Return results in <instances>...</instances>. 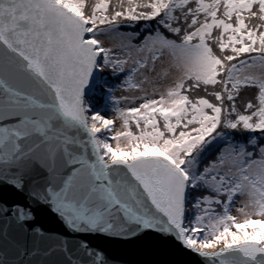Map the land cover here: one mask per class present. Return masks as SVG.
<instances>
[{
  "label": "snow or ice",
  "instance_id": "obj_1",
  "mask_svg": "<svg viewBox=\"0 0 264 264\" xmlns=\"http://www.w3.org/2000/svg\"><path fill=\"white\" fill-rule=\"evenodd\" d=\"M3 190L37 264H114L87 234L264 264V0H0Z\"/></svg>",
  "mask_w": 264,
  "mask_h": 264
},
{
  "label": "water",
  "instance_id": "obj_2",
  "mask_svg": "<svg viewBox=\"0 0 264 264\" xmlns=\"http://www.w3.org/2000/svg\"><path fill=\"white\" fill-rule=\"evenodd\" d=\"M0 203L11 205L13 203L27 204L24 194L12 190L0 191ZM36 224L46 233L67 235L70 240L83 239L84 234L73 237L71 231L63 226L58 220H54L47 211L42 208L34 209ZM5 229V218L0 215V235ZM9 232L16 231V226L11 225ZM90 243L101 249L114 264H205L203 258L191 252L178 250L170 242H165L154 234L141 235L136 238L111 237L106 238L103 234H87ZM23 240L27 243L29 250L32 248L33 237L25 235ZM56 257H45L24 255L22 251L9 248L5 253L2 238H0V259L6 260L8 264H37V261H50Z\"/></svg>",
  "mask_w": 264,
  "mask_h": 264
},
{
  "label": "rangeland",
  "instance_id": "obj_3",
  "mask_svg": "<svg viewBox=\"0 0 264 264\" xmlns=\"http://www.w3.org/2000/svg\"><path fill=\"white\" fill-rule=\"evenodd\" d=\"M128 32V31H125ZM135 43H137L136 41H134ZM112 43H118V41H113ZM159 67V66H158ZM121 94H125V95H130V93H120L118 92L117 95H121ZM243 95H241L238 99H237V104L238 107L240 109V111H242L244 109V105L245 103H247L246 100H244V98L242 97ZM249 101V100H248ZM108 118H112L111 117V113H108ZM135 131V129H133ZM116 131H120V126H119V121H117V126H116ZM243 200L242 197H238L236 203L233 206V215H239V213L236 211V209H238L241 206V201Z\"/></svg>",
  "mask_w": 264,
  "mask_h": 264
},
{
  "label": "trees",
  "instance_id": "obj_4",
  "mask_svg": "<svg viewBox=\"0 0 264 264\" xmlns=\"http://www.w3.org/2000/svg\"><path fill=\"white\" fill-rule=\"evenodd\" d=\"M122 31H133V29L123 28ZM136 42L138 43L139 41H136ZM116 83H118V81ZM241 95H243L242 97L247 102H248V100H254V97L256 95V89H254V88L245 89V90L242 91ZM245 104H243V105H245ZM242 111H244V109Z\"/></svg>",
  "mask_w": 264,
  "mask_h": 264
}]
</instances>
